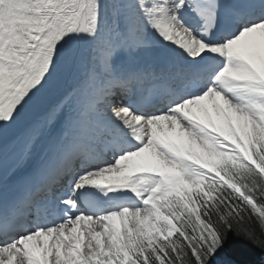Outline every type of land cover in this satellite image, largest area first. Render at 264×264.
Wrapping results in <instances>:
<instances>
[{
  "label": "snow or ice",
  "instance_id": "6c2138e0",
  "mask_svg": "<svg viewBox=\"0 0 264 264\" xmlns=\"http://www.w3.org/2000/svg\"><path fill=\"white\" fill-rule=\"evenodd\" d=\"M0 264H264V0H0Z\"/></svg>",
  "mask_w": 264,
  "mask_h": 264
}]
</instances>
